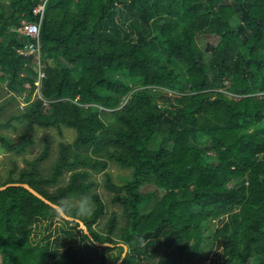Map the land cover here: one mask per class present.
<instances>
[{"label":"trees","instance_id":"1","mask_svg":"<svg viewBox=\"0 0 264 264\" xmlns=\"http://www.w3.org/2000/svg\"><path fill=\"white\" fill-rule=\"evenodd\" d=\"M43 2L44 77L23 115L26 135L67 128L75 137L58 145L48 176L34 168L46 146L0 187L27 184L73 220L21 187L0 191V264H106L113 249L95 242L119 245L114 264L121 245V264H204L214 246L222 250L213 264H264V0H0V80L28 99L37 74L14 30L37 21ZM203 36L218 42L201 48ZM0 145L24 147L1 134ZM109 162L130 170L122 186L105 172ZM64 171L66 186L48 192ZM101 172L125 224L113 217L98 232L105 204L89 192ZM144 186L163 194L142 212L154 195ZM88 194L90 212L62 204ZM54 218L88 243L65 248L61 231L33 242L37 225L47 221L48 231Z\"/></svg>","mask_w":264,"mask_h":264},{"label":"rangeland","instance_id":"2","mask_svg":"<svg viewBox=\"0 0 264 264\" xmlns=\"http://www.w3.org/2000/svg\"><path fill=\"white\" fill-rule=\"evenodd\" d=\"M119 19L120 17L117 16ZM116 18V19H117ZM117 21H120L118 20ZM218 42L216 37H199L197 38V43L201 48H204L206 44L215 45ZM51 63V61H50ZM32 64L36 71L37 76L35 77L34 85L35 90H33L30 98L28 99L27 93L24 92L21 95H18V92L11 91L6 84L8 80L5 75L3 76L4 80H0V88L3 90L4 98V108L0 110V134L7 136L10 140L13 141L15 145H24L23 150L20 152H11L6 151L0 145V180L6 181L15 177L20 170L26 168L28 162L32 163L48 146V156L41 162H39L34 168L36 175L39 177H46L51 173V164L57 158L58 145L60 143H71L75 137V131L72 129L61 128H35L33 129L30 135H26L25 120L23 115L27 108L29 107L32 100L39 98L37 91V78H38V69H41V64L38 61L37 57H32ZM53 65V63H51ZM1 76V75H0ZM5 88V89H4ZM171 96L172 94H168ZM1 96V95H0ZM46 108L47 105L44 104ZM49 111V109L47 110ZM24 137H28L30 142L25 143ZM28 168H32L29 166ZM108 173L111 182L117 186H122L130 176V170L123 169L116 164L109 162L107 169L105 171ZM72 172L64 171L59 180L55 185H47L45 189L52 193L57 188L66 186L69 176ZM94 181V186L91 188L89 194H97L101 201L105 204V214L100 220L93 226V229L98 232H103V228L106 225L107 221L110 218L115 217L116 225L118 229L125 224V218L123 215V208L119 204H112V198L119 193L111 192L106 188L105 175L101 173L93 174L90 178ZM141 193H154L150 201L141 207V211H148L159 200L163 194L162 190H158L154 186H144L140 189ZM89 194L82 197L71 198L63 200L62 204L66 207H71L73 209L81 208L84 211H92L94 205L89 197ZM121 193L120 195H122ZM43 225H47V221L40 222L36 229H34L33 242H37L39 239H45L46 236L50 233L52 236L61 231L60 243L64 244L65 248L69 247L72 250L79 251L82 246H85L88 242L82 239V234L78 231H72L65 226L64 222L59 219H52L49 222L50 229H43ZM215 221H210L207 224V231L204 233V240L202 243V252L206 253L209 246H211V231L215 229ZM41 226V227H40ZM48 227V225H47ZM46 227V228H47ZM116 232V231H115ZM73 236H72V235ZM43 239L40 241L43 242ZM49 239H52L50 237ZM114 246L113 250L106 254V264H114L116 256L119 254V250ZM221 247L214 246L211 252L208 254L207 260L204 264H213L220 259ZM1 263V260H0ZM116 264V263H115Z\"/></svg>","mask_w":264,"mask_h":264},{"label":"built area","instance_id":"3","mask_svg":"<svg viewBox=\"0 0 264 264\" xmlns=\"http://www.w3.org/2000/svg\"><path fill=\"white\" fill-rule=\"evenodd\" d=\"M45 10V2L38 4L32 10V14L37 17V21L27 22L25 20H21L19 26L14 30L19 36L27 39L26 44L17 50V53L22 56H32L37 57L39 63L41 64V69L39 68L38 78H37V91L39 92L40 81L44 77L43 73V65L40 61V41H39V32L40 25L42 22V18ZM39 98L40 95L38 94Z\"/></svg>","mask_w":264,"mask_h":264},{"label":"water","instance_id":"4","mask_svg":"<svg viewBox=\"0 0 264 264\" xmlns=\"http://www.w3.org/2000/svg\"><path fill=\"white\" fill-rule=\"evenodd\" d=\"M8 187H21V188L27 190L30 194H32L33 196H35V197L41 199V200L44 201L46 204H48V205H50L52 208H54V209L60 214V216H61L63 219L68 220V221H72V220H73L72 218L66 217V216L63 214V212L61 211V209H60L59 207H57L56 205H53V204H51L49 201L45 200L40 194H38L36 191H34L29 185H27V184H19V183H10V184H6V185L0 187V191H3V190H5V189H7ZM76 222L79 224V228L83 231V233L86 234V235L88 236V238H91V236L89 235V233H88V231L86 230L85 226H83L82 222L79 221V220H76ZM94 245H95V246H100V247H105V246H107V247H109V248H113V247H114L113 245H110V244H105V243H104V244H100V243H96V242L94 243ZM118 246H119V245H118ZM121 246L123 247L124 252H123V254H122V256H121V259H120L118 262H116V264H121L123 258H124L125 255H126V251H127L126 247L123 246V245H121Z\"/></svg>","mask_w":264,"mask_h":264},{"label":"crops","instance_id":"5","mask_svg":"<svg viewBox=\"0 0 264 264\" xmlns=\"http://www.w3.org/2000/svg\"><path fill=\"white\" fill-rule=\"evenodd\" d=\"M5 89V88H4ZM3 90L0 88V110H2L4 108V104L3 102L5 101L4 98H3Z\"/></svg>","mask_w":264,"mask_h":264}]
</instances>
